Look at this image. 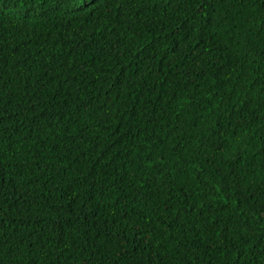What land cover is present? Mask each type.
Returning <instances> with one entry per match:
<instances>
[{"label":"trees","instance_id":"obj_1","mask_svg":"<svg viewBox=\"0 0 264 264\" xmlns=\"http://www.w3.org/2000/svg\"><path fill=\"white\" fill-rule=\"evenodd\" d=\"M0 264H264V0H0Z\"/></svg>","mask_w":264,"mask_h":264}]
</instances>
